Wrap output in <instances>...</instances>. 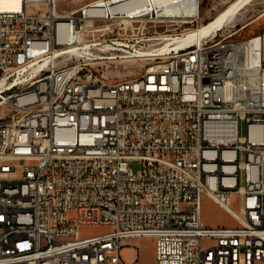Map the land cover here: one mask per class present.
<instances>
[{"label":"built area","instance_id":"built-area-1","mask_svg":"<svg viewBox=\"0 0 264 264\" xmlns=\"http://www.w3.org/2000/svg\"><path fill=\"white\" fill-rule=\"evenodd\" d=\"M100 1L75 22L57 0L0 12V109L14 111L0 118V264H125V250L137 264V238L155 264H264V140L249 136L264 127V31L152 52L111 84L99 69L133 58L130 40L74 39L116 17ZM203 197L235 225L206 227Z\"/></svg>","mask_w":264,"mask_h":264},{"label":"rangeland","instance_id":"rangeland-1","mask_svg":"<svg viewBox=\"0 0 264 264\" xmlns=\"http://www.w3.org/2000/svg\"><path fill=\"white\" fill-rule=\"evenodd\" d=\"M86 1L93 2L98 0H57L56 9L59 14L72 12L85 6ZM232 1L234 0H200L199 18L175 19L158 17L154 14L145 18L124 21L122 15H116L113 19L95 22L92 28L82 29L80 31L81 46L86 45V42L127 38L130 40L128 45L131 54H149L153 52L152 50L165 52L169 49L179 48L173 42L174 40L166 43L156 41V39L188 34L197 29L196 23L199 22L200 25L208 24ZM262 15H264V0L250 2L242 8L231 23L217 31L216 35L227 31H238L231 41L241 42L261 34L264 31V16ZM257 16L262 17L255 23L250 24ZM246 24L249 25L239 30ZM148 63L144 58L133 57L123 62L101 67L99 71L106 78V82L114 84L140 75ZM13 113L14 111L11 108L3 107L0 109V118L9 119ZM131 168L136 173L139 170V164L134 163ZM232 209L237 212L238 206L232 204ZM201 220L206 227H233L235 225L234 220L229 215L205 197L201 200ZM105 233H107V229L104 228H83L80 229L79 236L87 238ZM129 246L136 250L137 264H155L154 240L137 238L132 240ZM121 256L125 264L131 263V252L129 250L123 251Z\"/></svg>","mask_w":264,"mask_h":264},{"label":"bare ground","instance_id":"bare-ground-1","mask_svg":"<svg viewBox=\"0 0 264 264\" xmlns=\"http://www.w3.org/2000/svg\"><path fill=\"white\" fill-rule=\"evenodd\" d=\"M253 1L255 0L232 1L208 24L198 25L196 30L188 33L178 40H174L173 42L177 44V47L183 48L186 46L197 45L206 41L207 39L213 38L218 33L217 31H219L225 25L231 23L236 18V16L245 5ZM19 8V0H0V12L17 11L19 10ZM93 11L96 15L103 19H105L107 15L108 18L109 15L112 17L114 15H122L124 21L145 18L149 15L153 16L154 14L158 17L190 19L196 17L199 18L200 0H107L98 2ZM84 12L86 13L87 10H85ZM75 16H77V10L72 11L67 15V22H75ZM262 16H257V18L250 24L258 21ZM74 39L79 42L80 36L75 35ZM254 47L256 46L250 45L249 47H247V54H251ZM69 51L74 52V48H70ZM150 55H152V53H138L131 57L144 58ZM241 112H250V105H241ZM249 136L254 140H264V127H256L251 129Z\"/></svg>","mask_w":264,"mask_h":264},{"label":"crops","instance_id":"crops-1","mask_svg":"<svg viewBox=\"0 0 264 264\" xmlns=\"http://www.w3.org/2000/svg\"><path fill=\"white\" fill-rule=\"evenodd\" d=\"M87 3L85 4V5H87V4H90V3H92V2H89V1H86ZM93 2H95V1H93ZM79 9V8H78ZM78 9H76V10H78ZM71 12V11H70Z\"/></svg>","mask_w":264,"mask_h":264}]
</instances>
